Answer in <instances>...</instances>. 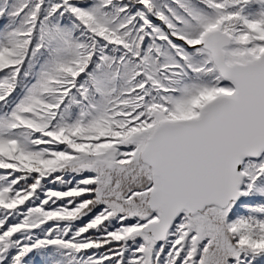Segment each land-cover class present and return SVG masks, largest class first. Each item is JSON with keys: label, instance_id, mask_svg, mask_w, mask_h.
I'll use <instances>...</instances> for the list:
<instances>
[{"label": "snow or ice", "instance_id": "obj_1", "mask_svg": "<svg viewBox=\"0 0 264 264\" xmlns=\"http://www.w3.org/2000/svg\"><path fill=\"white\" fill-rule=\"evenodd\" d=\"M0 264H264V0H0Z\"/></svg>", "mask_w": 264, "mask_h": 264}]
</instances>
